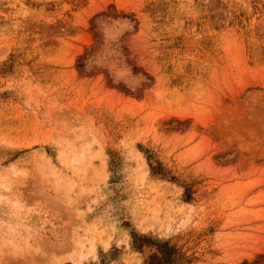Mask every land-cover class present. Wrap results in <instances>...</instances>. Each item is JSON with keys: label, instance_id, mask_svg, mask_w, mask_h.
Wrapping results in <instances>:
<instances>
[{"label": "rangeland", "instance_id": "374dc122", "mask_svg": "<svg viewBox=\"0 0 264 264\" xmlns=\"http://www.w3.org/2000/svg\"><path fill=\"white\" fill-rule=\"evenodd\" d=\"M0 264H264V0H0Z\"/></svg>", "mask_w": 264, "mask_h": 264}]
</instances>
